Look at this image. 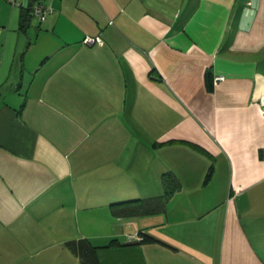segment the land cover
I'll return each mask as SVG.
<instances>
[{
  "label": "crops",
  "instance_id": "0c3cea01",
  "mask_svg": "<svg viewBox=\"0 0 264 264\" xmlns=\"http://www.w3.org/2000/svg\"><path fill=\"white\" fill-rule=\"evenodd\" d=\"M39 1L0 0V264H264V0Z\"/></svg>",
  "mask_w": 264,
  "mask_h": 264
},
{
  "label": "trees",
  "instance_id": "16d2710c",
  "mask_svg": "<svg viewBox=\"0 0 264 264\" xmlns=\"http://www.w3.org/2000/svg\"><path fill=\"white\" fill-rule=\"evenodd\" d=\"M34 0H30V5L28 9L23 10L21 12V21L20 25L23 27L26 25V23L29 21L31 14V6ZM205 79H206V86L209 91L213 89V79L210 72L205 73ZM195 147V146H194ZM212 172V168H210L207 172L206 179L207 180ZM169 177H164L163 181L167 182ZM170 182H174V179H169ZM173 183V185H174ZM171 193V191H170ZM170 194L169 192H166L163 196L157 197V198H149V199H139L129 202H123L119 204H113L111 207L116 211L117 207H121V209L124 210L125 216H134V215H142V214H150L153 212H156L160 209H162L165 201L169 198ZM120 214L122 212L118 210ZM144 239H142L143 241ZM139 241V242H142ZM145 241H155L152 237H147ZM66 246L69 250L73 252V254L80 259L82 264H98V260L96 257V248L92 246L88 241L86 240H78V241H71L66 243Z\"/></svg>",
  "mask_w": 264,
  "mask_h": 264
},
{
  "label": "built area",
  "instance_id": "2783aa9c",
  "mask_svg": "<svg viewBox=\"0 0 264 264\" xmlns=\"http://www.w3.org/2000/svg\"><path fill=\"white\" fill-rule=\"evenodd\" d=\"M11 5H19V1L20 0H7ZM30 1V0H29ZM52 8L51 6L39 1V0H34L31 6V12L32 14L37 18V20L39 22H44L46 20V18L52 14ZM82 43L84 45L87 46H92L95 44H99L101 43V39L96 36V37H92V36H86ZM221 77H217L216 81L220 80ZM215 81V80H214ZM257 104L261 107V111L262 113H264V91H262L260 93V95L258 96V98L256 99ZM129 241H142L141 237L138 236H129Z\"/></svg>",
  "mask_w": 264,
  "mask_h": 264
}]
</instances>
